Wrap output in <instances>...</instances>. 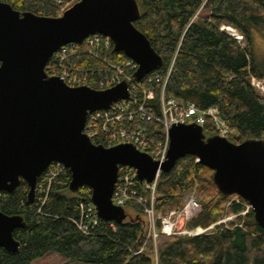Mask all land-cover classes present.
I'll return each mask as SVG.
<instances>
[{
	"label": "trees",
	"instance_id": "16d2710c",
	"mask_svg": "<svg viewBox=\"0 0 264 264\" xmlns=\"http://www.w3.org/2000/svg\"><path fill=\"white\" fill-rule=\"evenodd\" d=\"M0 1L19 11L57 17L63 6L70 4V8L78 0ZM138 2L141 18L135 26L162 57L159 71L165 76L172 67L166 96L195 103L204 110L218 108L233 130L229 139L234 143L264 137V97L251 84L253 77L264 79V59L256 53L255 39L264 30V0ZM223 25L237 29L244 41L238 42L222 31ZM98 50L95 57L85 44L80 45L78 52L66 60L65 67L92 81L103 79L111 70L105 61L118 62L122 53ZM155 94L158 99L159 91ZM151 106L160 114L158 101ZM144 125L149 134L159 135V125ZM203 129L207 136L215 135L210 119ZM196 159L187 155L178 160L171 172L161 173L156 211L181 208L185 196L196 190L202 209L189 222L190 227H210L224 217L236 216L215 226L213 232L193 237L162 236L157 241V256L152 240L142 253L136 254L146 242L147 230L142 209L132 203L130 209L135 215L129 213L130 218L122 224L102 221L87 236L77 224L82 218L81 204L91 201V190L84 187L72 193L71 173L67 170L65 184L55 181L34 203L28 201L29 186L25 181L13 193H1L0 210L22 215L26 227L14 232L20 242L18 252L0 248V264H33L51 253L80 264H264V229L255 221L252 209L240 215L248 203L223 195L214 183L213 171ZM83 244L91 248L85 250Z\"/></svg>",
	"mask_w": 264,
	"mask_h": 264
},
{
	"label": "water",
	"instance_id": "95a60500",
	"mask_svg": "<svg viewBox=\"0 0 264 264\" xmlns=\"http://www.w3.org/2000/svg\"><path fill=\"white\" fill-rule=\"evenodd\" d=\"M140 18L138 0H78L57 17L0 1V195L25 181L28 201L34 203L40 176L58 162L71 173L72 193L88 187L98 217L122 224L130 216L112 200L120 166L135 168L140 183H151L159 170L169 173L192 155L213 171L223 195H238L250 205L264 229V137L234 143L207 136L196 123L173 125L168 159L161 164L133 144L105 147L84 132L90 113L129 98L126 81L109 89L71 87L47 73L62 47L101 35L113 41L114 52L138 63L135 78L144 79L163 66V59L135 26ZM25 227L22 215L0 210V248L18 252L14 232Z\"/></svg>",
	"mask_w": 264,
	"mask_h": 264
},
{
	"label": "built area",
	"instance_id": "2783aa9c",
	"mask_svg": "<svg viewBox=\"0 0 264 264\" xmlns=\"http://www.w3.org/2000/svg\"><path fill=\"white\" fill-rule=\"evenodd\" d=\"M227 32L238 42L244 41V36L235 28L223 25L220 28ZM87 46L88 52L98 57V49L113 50V41L101 35L90 36L83 43ZM82 44V45H83ZM78 44H71L62 47L54 54L47 65L46 71L51 76H58L71 87L89 86L95 89H109L117 84L126 81L129 86V98L115 102L110 109L98 110L89 114L84 132L96 144L105 147H113L122 143H130L141 151L148 153L154 160L161 164L168 159L170 148L169 131L173 125L196 123L204 126L208 119L214 125L215 134L229 139L233 135L232 128L223 120L218 108L211 107L201 109L195 103H185L175 98L166 96V86L171 74L172 67L167 75H163L159 70L154 71L142 80L135 78L139 65L134 60L122 53L118 62H106L111 68L108 75L99 81H92L82 73H72L65 67L66 60L78 52ZM254 89L264 97V79L256 77L251 81ZM159 91L157 99L156 91ZM156 98V99H155ZM158 101L160 114L151 106L153 101ZM156 123L159 125V135H151L145 123ZM196 162H199L196 159ZM67 169L63 164L55 162L40 176L37 183V197L48 191L52 183L64 185L66 182ZM158 171L155 180L151 183L144 181L140 183L137 178V170L130 166H120L118 181L113 194V203L121 206L127 213L135 214L130 209V204L134 203L143 211L146 221L147 239L145 244L136 254L142 253L146 243L153 241L155 255L157 256V241L160 237H193L210 233L212 228L227 223L236 216H229L210 227H190L189 222L197 217L201 212V206L197 198L196 190L188 193L181 208L172 207L165 212L156 211V191L161 175ZM240 196L235 195L232 201L241 202ZM231 201V202H232ZM251 209L247 205L240 215H246ZM82 218L77 224L80 231L85 235L93 234L95 227L103 221L97 215V210L90 203H82ZM112 223V222H111ZM113 226V224H111Z\"/></svg>",
	"mask_w": 264,
	"mask_h": 264
},
{
	"label": "rangeland",
	"instance_id": "374dc122",
	"mask_svg": "<svg viewBox=\"0 0 264 264\" xmlns=\"http://www.w3.org/2000/svg\"><path fill=\"white\" fill-rule=\"evenodd\" d=\"M68 6H70V4H67L61 8L59 16L62 15L65 10H67ZM201 11L199 13H201ZM205 13L206 12H204L203 14H205ZM255 39H256V53L258 56H260V57H262V59H264V30L261 33H257L255 35ZM196 194H197V198H198V192L197 191H196ZM198 200H199V198H198ZM199 203H200V200H199ZM200 206H201V204H200ZM201 209H202V207H201ZM133 215H135V214H133ZM227 217H229V216H227ZM225 218L226 217L222 218V220ZM213 231H214V228H212L210 232H213ZM82 246L85 250H89L91 248V245H88V244H83ZM33 264H80V263L68 262L66 259H64L59 254L51 253V254H48L47 256H45L41 259L36 260Z\"/></svg>",
	"mask_w": 264,
	"mask_h": 264
},
{
	"label": "bare ground",
	"instance_id": "6f19581e",
	"mask_svg": "<svg viewBox=\"0 0 264 264\" xmlns=\"http://www.w3.org/2000/svg\"><path fill=\"white\" fill-rule=\"evenodd\" d=\"M168 97V96H167Z\"/></svg>",
	"mask_w": 264,
	"mask_h": 264
}]
</instances>
